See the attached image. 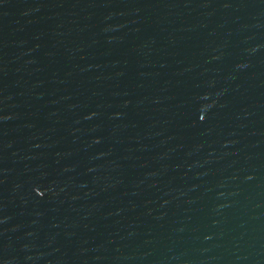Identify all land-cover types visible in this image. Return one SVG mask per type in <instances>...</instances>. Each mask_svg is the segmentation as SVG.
Listing matches in <instances>:
<instances>
[{
  "label": "water",
  "instance_id": "95a60500",
  "mask_svg": "<svg viewBox=\"0 0 264 264\" xmlns=\"http://www.w3.org/2000/svg\"><path fill=\"white\" fill-rule=\"evenodd\" d=\"M0 264H264V0H0Z\"/></svg>",
  "mask_w": 264,
  "mask_h": 264
}]
</instances>
